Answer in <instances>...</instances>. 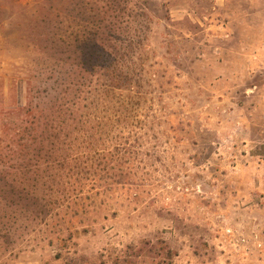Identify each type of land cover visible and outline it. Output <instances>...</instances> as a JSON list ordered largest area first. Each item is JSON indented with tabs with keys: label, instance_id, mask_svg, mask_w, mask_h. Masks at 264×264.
<instances>
[{
	"label": "rangeland",
	"instance_id": "rangeland-1",
	"mask_svg": "<svg viewBox=\"0 0 264 264\" xmlns=\"http://www.w3.org/2000/svg\"><path fill=\"white\" fill-rule=\"evenodd\" d=\"M7 195L0 264H264V0H0Z\"/></svg>",
	"mask_w": 264,
	"mask_h": 264
},
{
	"label": "trees",
	"instance_id": "trees-1",
	"mask_svg": "<svg viewBox=\"0 0 264 264\" xmlns=\"http://www.w3.org/2000/svg\"><path fill=\"white\" fill-rule=\"evenodd\" d=\"M69 90H65L64 92H67ZM59 99V98H58ZM48 101H52V100H48ZM58 101V100H57ZM55 105V103H54ZM53 105V106H54ZM45 110H47L46 107L42 108L40 110V113L41 112H45ZM39 117L42 119V113L39 115ZM47 116L46 115H43V118H46ZM39 119V120H41ZM48 121V120H47ZM47 126H48V122L45 123ZM44 126V124H42V127ZM45 127V126H44ZM43 129H46L44 128ZM29 185V191L32 192V194L34 196L37 195V193H35V189L33 187V184H28ZM18 187H26L27 184H25V182H21L19 185H17ZM42 198V197H41ZM11 199V198H10ZM44 199V198H43ZM46 199V198H45ZM34 202V200H32ZM13 203L9 200V195H7L6 197L4 196H1L0 197V221L4 220L5 218H8L9 220V223L13 222V223H17L19 221V211H18V208L14 209L12 207ZM2 230L5 231V233L1 234V230H0V234L2 235L1 237H4L5 235H14V232L12 231V227H5L3 228Z\"/></svg>",
	"mask_w": 264,
	"mask_h": 264
}]
</instances>
